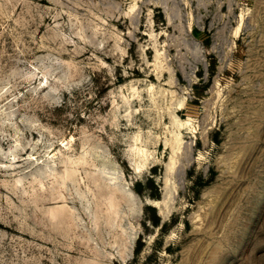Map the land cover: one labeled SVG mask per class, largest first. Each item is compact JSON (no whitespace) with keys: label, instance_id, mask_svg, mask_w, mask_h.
<instances>
[{"label":"rangeland","instance_id":"374dc122","mask_svg":"<svg viewBox=\"0 0 264 264\" xmlns=\"http://www.w3.org/2000/svg\"><path fill=\"white\" fill-rule=\"evenodd\" d=\"M0 264H264V0H0Z\"/></svg>","mask_w":264,"mask_h":264},{"label":"bare ground","instance_id":"6f19581e","mask_svg":"<svg viewBox=\"0 0 264 264\" xmlns=\"http://www.w3.org/2000/svg\"><path fill=\"white\" fill-rule=\"evenodd\" d=\"M153 204H154L155 206L160 207V203H159V201H155Z\"/></svg>","mask_w":264,"mask_h":264}]
</instances>
